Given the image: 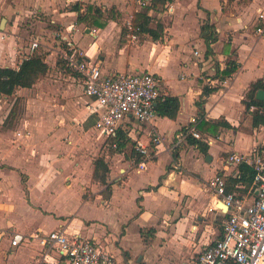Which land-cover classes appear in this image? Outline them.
<instances>
[{"label":"crops","instance_id":"crops-1","mask_svg":"<svg viewBox=\"0 0 264 264\" xmlns=\"http://www.w3.org/2000/svg\"><path fill=\"white\" fill-rule=\"evenodd\" d=\"M32 1L37 12L44 11L51 23L65 25L61 31L53 32V37H71L104 74L141 71L157 74L162 98L177 96L179 109L174 118L156 113L146 124L123 123L119 134L124 133L129 141L117 151V146H109L96 128V102L84 94L82 82L70 73L72 82L68 87L75 80L78 82L76 94H70L82 115L77 128L93 135L89 141L95 151L85 160L88 173L77 172L82 168V159L74 162L76 158L70 156L80 148L75 140L70 137L56 141L69 127L67 130L57 127L48 136L57 158L54 164L46 158L42 161L44 166H40L44 172L50 163L55 170L53 177L46 179L50 175L42 173L43 181L37 186L29 176L26 191L30 203L20 212L17 207L15 216H10L13 213L10 210L3 226L13 228V225L15 232L23 234L62 228L98 243L117 264H197V255L221 233L226 218L225 207L217 200L209 181L214 175L223 174L228 192L248 193L253 176L236 182L234 178L240 177V165L248 166L252 175L253 169L245 162H230L229 155L232 152L244 155L264 144V105L248 104L247 94L251 83L264 82V0H170L149 22L151 28L161 24L159 37L153 39L136 30L138 39L134 41L112 11L118 15L135 6L129 13L133 19L142 6L137 0ZM75 3L80 4L79 11L72 9ZM70 4L69 9L64 8ZM86 5L105 10L104 25L91 26L77 20ZM15 18H3L7 21L5 28H10L11 22L14 27ZM13 31H0L5 35L4 41L19 38ZM207 40L211 53L206 52ZM30 42L17 44L18 48L13 46L11 50L4 46L0 60L1 52L8 51L5 59L10 62L0 66L17 68L20 63L17 58L20 61L25 58ZM63 48L64 41L57 47L46 41L42 52L37 51L43 53L48 71L58 67L61 74L59 65L63 62L59 52ZM231 64L235 69L230 74L223 73ZM44 77L31 87H18L15 92L32 88L34 91V87L44 84ZM205 87L211 88L207 94L203 93ZM198 100L202 103L198 104ZM192 117L196 118L193 124ZM215 122H219L217 128L211 125ZM191 125L200 138L188 134L177 139V134ZM153 130L160 135L158 145L151 141ZM39 133L34 132L35 138ZM193 138L200 140L205 150L199 143L191 142ZM137 140L148 145L153 153L142 169L137 167L142 157L138 158L133 147ZM60 149L63 156H59ZM96 158H102L108 166L104 182L93 177ZM35 198L40 202H35ZM35 243L27 250L23 248L26 245L17 246L10 260L17 264L38 260L40 246ZM58 264L64 263L58 260Z\"/></svg>","mask_w":264,"mask_h":264},{"label":"built area","instance_id":"built-area-1","mask_svg":"<svg viewBox=\"0 0 264 264\" xmlns=\"http://www.w3.org/2000/svg\"><path fill=\"white\" fill-rule=\"evenodd\" d=\"M137 2L139 5L144 3L142 0ZM126 23L127 36L137 40L132 19ZM94 32L93 29L91 33ZM60 39L65 44L59 52L64 70L77 77L82 82L84 94L96 102V128L109 140V146H117L123 123L146 124L154 118L156 104L163 97L161 79L157 74L149 71L104 74L98 63L91 62L72 38L62 35ZM38 47V40H31L25 58ZM195 121V117L190 119L191 124ZM188 134L200 138L191 125L178 133L177 139ZM151 135V141L158 145L160 135L154 130ZM133 147L142 157L137 167L145 168L153 156L152 151L138 140ZM229 161L245 162L251 166L253 179L250 191L245 194L228 192L223 174L211 178L209 186L224 205L226 218L221 233L197 255V264H264V144L244 155L232 152ZM216 208L221 210L220 206ZM32 240L40 246V258L32 264H58V260L64 264H117L114 257L98 243L62 228L28 235L13 232L10 236L13 247Z\"/></svg>","mask_w":264,"mask_h":264},{"label":"rangeland","instance_id":"rangeland-1","mask_svg":"<svg viewBox=\"0 0 264 264\" xmlns=\"http://www.w3.org/2000/svg\"><path fill=\"white\" fill-rule=\"evenodd\" d=\"M71 5L64 8L69 9ZM134 7L130 9V12L133 11ZM37 10V5L32 0H0V31L6 29L11 33L14 30V34H17L19 38L22 36L21 40L18 37H11L4 41L5 35L0 34V50H4V46L5 49L10 47L8 49L11 50L13 46L17 47V44L26 45L35 38L34 35L37 36L36 38L39 41V47L34 51L35 53L37 51L42 52V45L46 41L53 47L62 44L59 37H53L51 34L61 31L65 25L63 23H51L49 16L44 14V11L37 12ZM130 12H123L124 14L120 12L117 15L116 11H112L114 18H118V23L124 25L125 28L128 19L131 20L129 17ZM17 15H20L19 19L15 18ZM3 18H10L11 20L15 18V26L13 27L11 22L10 28H5L7 21H3ZM60 26L61 28H59ZM48 28L50 31L52 30L51 33ZM36 29L37 31H35ZM5 53L2 54L1 52V64H9L10 62L5 59V55L6 57L9 55L8 51H5ZM57 56L54 55L56 60H58ZM18 60L20 62L19 56ZM59 70L61 74L58 72V67L48 71L44 77V84L39 88L34 87V91L33 88L30 90L18 89L19 91L10 96L0 93V131H2L0 132L2 140V143H0V264H17L15 261L10 260V254L17 250L10 243V236L15 232L13 230L15 227L13 225V228L3 226V220L9 216L10 210H13L10 216H15V211L18 208L17 211L20 212L27 207V203H30L28 190L26 191L30 181L29 176H32L37 182V186L39 182L41 184L43 181L44 176L41 175L42 173L50 175L46 179L53 177L54 173L52 172L55 170L54 167L50 166V163L54 164L57 155H54L56 153L53 145L48 141V136L51 137L57 127L62 130L63 128L67 130V127H69L66 133L58 135L56 141L60 142L71 137L72 140H75L73 142L77 144L78 148L80 146L79 149L70 154V156L76 158L74 162L82 159V168L77 172L88 173L87 161L85 160L95 151L89 141V138H93V135L85 134V131L77 128L82 115L78 113L77 105L79 104L74 103L75 99L70 94H76L78 82L75 80L74 85L68 87V84L72 82V79L69 78V71L63 70L62 65H59ZM46 128H49V131H46ZM39 131L38 137L35 138L36 134L34 132L38 133ZM108 141L106 142L108 143ZM58 152H61L59 156H63L64 151L62 149ZM46 158L50 159V163L46 164V170L42 172L43 169L40 166H44L42 161H46ZM72 164L74 165V163ZM72 175L75 176L76 173H72ZM38 189L40 188L38 187ZM41 199L45 200L46 197ZM35 200V202H40L38 198H35ZM26 234L28 235V233ZM35 244V240H32L22 246L26 245L23 248L27 250Z\"/></svg>","mask_w":264,"mask_h":264},{"label":"trees","instance_id":"trees-1","mask_svg":"<svg viewBox=\"0 0 264 264\" xmlns=\"http://www.w3.org/2000/svg\"><path fill=\"white\" fill-rule=\"evenodd\" d=\"M170 0H149L148 3L142 4L141 8L133 14V27L141 34H149L153 39H157L160 35L161 24L157 23L156 28H151L149 22L154 17V13L162 12L165 9V4ZM249 1V0H244ZM80 4L75 3L72 6V9L79 11ZM101 7L95 5H86L85 12L79 13L77 20L86 24V25H104L103 16L105 14ZM215 37H212L213 41ZM210 40V39H209ZM210 41L207 40L206 52L211 53L209 47ZM43 53H33L31 56L23 58L18 64L17 68L9 66H0V93L6 95H12L18 87H31L38 79L43 78L48 71V64L43 60ZM231 63V62H230ZM63 64V63H62ZM63 67V65H62ZM235 66L231 64L229 68L222 70L225 74H230ZM264 88V82L257 80L251 83L250 88L247 92L250 101L248 104L262 106L264 105L263 100L255 98L257 89ZM213 89V88H212ZM211 91V88L205 87L203 93L207 94ZM198 104L202 103V100L197 101ZM179 109V99L177 96H165L162 99H159L156 104V113L161 116H166L168 118H174ZM215 128L218 127L219 122L211 123ZM215 131V129L213 130ZM119 140L117 141L116 150H120L124 144L129 141V138L121 132L118 136ZM191 142L199 143L202 150L205 148L202 146L200 140H195L194 138ZM138 158L141 159V155L135 152ZM139 161V160H138ZM95 167L93 171V177L102 182L105 181V174L108 172V166L102 158H96ZM240 177L234 178V182L241 181L245 179L252 178V170L246 165H240ZM227 190V188H226ZM228 191V190H227Z\"/></svg>","mask_w":264,"mask_h":264},{"label":"water","instance_id":"water-1","mask_svg":"<svg viewBox=\"0 0 264 264\" xmlns=\"http://www.w3.org/2000/svg\"><path fill=\"white\" fill-rule=\"evenodd\" d=\"M255 97H256L257 99L264 100V90H263V89H258V90L256 91V95H255Z\"/></svg>","mask_w":264,"mask_h":264}]
</instances>
